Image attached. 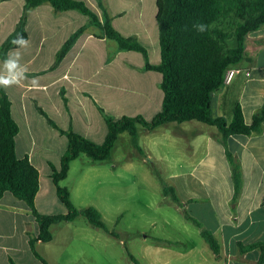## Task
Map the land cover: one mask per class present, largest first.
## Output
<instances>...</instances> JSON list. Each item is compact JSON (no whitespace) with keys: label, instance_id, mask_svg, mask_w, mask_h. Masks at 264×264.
I'll list each match as a JSON object with an SVG mask.
<instances>
[{"label":"crops","instance_id":"obj_1","mask_svg":"<svg viewBox=\"0 0 264 264\" xmlns=\"http://www.w3.org/2000/svg\"><path fill=\"white\" fill-rule=\"evenodd\" d=\"M83 1L102 16L97 0ZM25 4V0L0 2V48L16 29ZM156 14L157 8L155 13L144 8L109 13L113 26L123 36L136 38L147 49L152 65L161 61L154 50L157 41L159 46ZM82 26H86L84 34L63 61L53 67L64 43ZM26 31L28 46L11 50L9 54L19 51L27 79L0 91L10 98L12 116L19 125L16 154L21 159L28 157L40 174L36 207L41 214L48 215L39 207L41 170L48 169L50 178V165L59 167L68 140L47 118L62 130L72 129L101 144L107 136V126L100 109L112 119L142 116L151 121L162 109V76L144 69L145 60L140 53L119 51L111 40L103 38L100 29L89 25L88 17L77 11L56 13L49 3H44L28 12ZM245 57L246 61L238 66L243 73L214 93L212 114L214 109L217 112L214 118L222 117L230 123L239 105L245 123L250 125L263 106L264 27L247 36ZM32 78L38 79L37 87L32 85ZM134 79L138 80L136 86ZM138 134L140 149L134 147L132 139L131 143L139 154L146 155L143 163L155 172L170 174L177 194L186 192L182 199L178 195L179 204L185 207L183 218L163 221L179 229L181 236L157 238L156 247L148 254L153 251L159 256L173 248L180 251L176 255L183 264H195V257L200 264H257L260 249L244 253L240 245L264 243V125L259 133L250 136H230L226 146L216 127L193 121L170 123L151 132L139 126ZM167 143L170 153L163 149ZM226 150L234 157L242 175L236 201ZM55 229L61 230V224L52 227L50 243L36 244L37 252L48 264H59L49 259L57 240ZM202 229L210 231L219 243L218 256L203 239ZM38 234V224L26 203L5 193L0 199V264H9L11 259L16 264H42L29 247V238Z\"/></svg>","mask_w":264,"mask_h":264},{"label":"trees","instance_id":"obj_2","mask_svg":"<svg viewBox=\"0 0 264 264\" xmlns=\"http://www.w3.org/2000/svg\"><path fill=\"white\" fill-rule=\"evenodd\" d=\"M6 0H0L3 2ZM23 14L14 32L0 48V60L11 50H17L11 41L23 34L28 40L26 24L28 12L49 3L56 13L77 11L89 18V25L100 29L103 38L114 41L119 51L140 53L145 60L146 71H154L162 76L163 92L162 109L151 121L142 116H123L112 119L100 112L107 126V136L103 143H95L72 129L62 130L47 118L49 124L67 137L68 148L61 158L59 167L51 164L50 178L60 203L65 207V214L45 215L36 207V197L40 189V174L28 157L18 158L16 154V137L19 125L12 116V103L8 95L0 91V199L5 193L12 194L16 199L26 203L39 227V234L29 238V247L42 264H48L37 252L38 242L50 243L53 240L52 227L61 223H71L82 216L93 227L110 233L102 220L100 212L89 207L78 210L71 201V193L61 182L67 179L71 163L81 155L95 162L111 159L112 151L118 138L128 133L135 148L138 144V127L146 131L170 124H183L196 121L216 127L222 135V143L226 146L230 136H250L259 133L264 125V104L247 125L241 107L234 109L232 121L214 118L212 114L213 95L224 84L226 73L246 61L245 42L247 36L264 27V0H157L156 22L159 31L160 64L152 65L147 49L134 37L123 36L112 24V19L102 0H97L102 17L93 11L83 0H25ZM199 25L206 30H198ZM86 31L80 27L64 43L56 56L53 67L58 66L79 38ZM230 41L234 42L230 46ZM39 111L46 116L43 110ZM231 166V177L234 185V201L237 200L242 186L240 167L232 154L226 150ZM164 193L170 195L175 203L179 199L173 188L165 187ZM200 227V224L188 216ZM201 235L214 255L218 256L220 245L214 235L202 229ZM242 252L260 249L261 256L257 264H264V243L252 244L247 247L240 245ZM134 264H141L129 254ZM9 264H16L12 259Z\"/></svg>","mask_w":264,"mask_h":264},{"label":"rangeland","instance_id":"obj_3","mask_svg":"<svg viewBox=\"0 0 264 264\" xmlns=\"http://www.w3.org/2000/svg\"><path fill=\"white\" fill-rule=\"evenodd\" d=\"M102 1L109 13L132 8H144L148 13L156 11V0ZM233 45L234 42L230 41V46ZM154 50L160 56L158 41ZM151 53L153 56L152 47ZM134 81L133 84L138 85V80ZM213 113L216 116L215 109ZM168 146L169 143L163 149L170 153ZM171 153L174 155L173 150ZM145 157V154H139L134 149L129 134L124 133L115 144L110 160L95 162L81 155L71 163L68 177L61 182V186L69 190L71 201L78 210L89 207L97 209L110 233L93 227L82 216L71 223H61V230H54L57 240L49 259L59 264H134L130 254L141 264H183L176 255L180 252L177 249L171 248L159 256L153 251L148 254L156 247L157 238L174 239L181 236L179 229L167 226L163 221L183 218L185 207L164 193L165 187L175 190L176 183L171 175L161 173V170L155 172L150 165L143 163ZM45 170H41L42 196L39 207L45 209L48 215L65 214L66 209L57 199L47 175L48 169ZM176 195L182 199L186 192ZM145 236L148 237L146 240ZM195 264H200L197 257Z\"/></svg>","mask_w":264,"mask_h":264},{"label":"clouds","instance_id":"obj_4","mask_svg":"<svg viewBox=\"0 0 264 264\" xmlns=\"http://www.w3.org/2000/svg\"><path fill=\"white\" fill-rule=\"evenodd\" d=\"M198 30L203 32L206 26L199 25ZM15 49L24 48L28 46V41L23 34H18L12 41ZM3 70L0 71V88H9L13 85L20 84L23 80L27 79L26 69L21 64V55L19 51L14 54H9L3 59ZM32 85L38 86V79L32 78Z\"/></svg>","mask_w":264,"mask_h":264},{"label":"built area","instance_id":"obj_5","mask_svg":"<svg viewBox=\"0 0 264 264\" xmlns=\"http://www.w3.org/2000/svg\"><path fill=\"white\" fill-rule=\"evenodd\" d=\"M241 71L239 69H232V70H229L227 73H226V76H225V80H224V84H229L232 79L240 74Z\"/></svg>","mask_w":264,"mask_h":264}]
</instances>
